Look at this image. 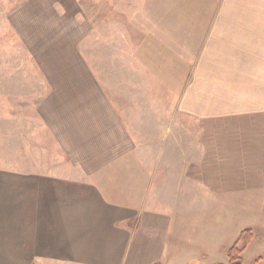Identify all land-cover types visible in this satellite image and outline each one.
<instances>
[{
  "label": "crops",
  "instance_id": "1",
  "mask_svg": "<svg viewBox=\"0 0 264 264\" xmlns=\"http://www.w3.org/2000/svg\"><path fill=\"white\" fill-rule=\"evenodd\" d=\"M30 3L12 27L35 155L0 167V264H227L233 220L264 213V0L168 19L178 70L113 47L78 0Z\"/></svg>",
  "mask_w": 264,
  "mask_h": 264
},
{
  "label": "rangeland",
  "instance_id": "2",
  "mask_svg": "<svg viewBox=\"0 0 264 264\" xmlns=\"http://www.w3.org/2000/svg\"><path fill=\"white\" fill-rule=\"evenodd\" d=\"M31 1L0 0V167L6 166L9 161L22 164L23 160L34 158L35 155L23 150L27 141L24 136L26 124L24 112L26 107L30 111L32 106L25 104L24 88L16 86L17 75L21 74L14 72L30 64V61L25 57L24 49L15 38L12 27L18 25L22 29L25 26V19L28 13L32 12L29 8L38 4L30 3ZM78 2L82 11L93 19L96 32L110 33L113 47L116 46L115 43H121L123 46L127 45L129 50H134V44L139 43L138 63L141 61L145 65L163 66L164 69L168 65V60L172 59L176 62L177 70L181 68L179 66L182 65L183 57L177 55L180 52L175 49V35L168 36L158 31L167 32V28L164 27L168 26V19L171 17L172 19L178 15L199 17L202 9L201 0H78ZM103 25L106 26L105 29ZM130 59L131 57L128 58L129 61ZM133 60L135 63L134 56ZM170 75L173 76L174 72ZM208 221L215 227L216 222L211 223L212 218L207 220V226ZM203 225H205L203 219L201 226L196 223L195 227H198L199 231L192 233L193 244H201L198 239ZM232 228H234L232 235L226 234L223 237V243L218 251L219 257L224 258L227 249L232 246L231 240L236 237V229L249 228L252 231V238L241 254L242 264H264V213L256 216L249 224L234 219ZM210 237L213 238V233L209 232L208 241Z\"/></svg>",
  "mask_w": 264,
  "mask_h": 264
},
{
  "label": "trees",
  "instance_id": "3",
  "mask_svg": "<svg viewBox=\"0 0 264 264\" xmlns=\"http://www.w3.org/2000/svg\"><path fill=\"white\" fill-rule=\"evenodd\" d=\"M252 238L251 229L240 232L235 242L226 251L227 264H242L241 254L247 248Z\"/></svg>",
  "mask_w": 264,
  "mask_h": 264
}]
</instances>
